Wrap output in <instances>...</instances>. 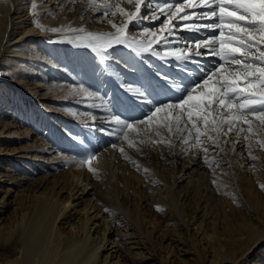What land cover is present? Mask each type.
<instances>
[{"label": "bare ground", "instance_id": "6f19581e", "mask_svg": "<svg viewBox=\"0 0 264 264\" xmlns=\"http://www.w3.org/2000/svg\"><path fill=\"white\" fill-rule=\"evenodd\" d=\"M84 1L87 5L88 1ZM32 2L33 0H0V62H3L0 63V69L7 61L15 67L25 68L28 71L25 76L20 75V81L22 78H33L26 79L23 86H12L7 83L10 87L9 91L6 88L3 90L0 85V98L3 101L6 100L4 93L6 91V94L9 92L17 103H25L26 111L32 118L29 122L30 128L36 111L34 109L37 108V120L39 123L43 122L47 128L46 133L34 127L31 129L25 127L24 130L18 119L19 114L11 117L0 112V159L2 162L10 163L9 168L0 165V243L4 244L0 249V255L5 256H2L4 259L0 264H35L34 257L40 253L41 256L43 255L40 258H47L46 260L39 258L43 264H140L139 259H150L151 256L146 258L136 253V249L139 247L138 242L136 244L131 234L129 235L130 230L133 231L135 227L131 223L123 225L124 222L119 221L121 225L119 227L126 228L123 231H117L116 219L118 218L115 214L109 218L107 217L108 212H105V209H108L109 212L116 213L114 208L119 205L110 188L116 177L115 170L121 171L124 178L131 175L133 173L131 170L135 168L132 161L142 168L149 169L153 177H158L156 173L157 167L160 165L172 163L173 166H177L171 173L170 182L161 184L164 192H157L159 193L157 199L159 207L164 208L163 206H165L169 209L171 213L169 220L172 225L158 223L157 214L155 216L153 212L146 213V215L144 212L141 217L138 216L139 213L137 215L136 221H140L138 223L141 226L138 223L137 225L134 223V226L142 228V233L146 235L147 241L150 238L154 243V238L157 235L159 237L160 232L162 237L165 236L170 240V237L167 236L169 234L173 236V233H170L173 229L171 230L170 227L176 230V227L181 225L192 231L193 227L198 226L194 231L202 235L199 242L209 245L211 250L216 253L215 259H217L215 262L213 259L207 258L204 256L206 253L198 249L197 257L201 264H204L206 260V264H239L242 261L239 257L248 254L250 249L256 250V247L261 243L264 247V229L261 230L259 227L245 223L243 214L236 207H234L235 210L231 216L225 217L223 224L226 226L222 231H218L215 221L213 222L214 218H212L214 214L205 203V200L212 196V193H208L212 185L209 188L210 184L205 182L213 180L216 176L222 177L224 173L221 174V171L230 170L229 176L221 179H224L227 184L232 183L234 191L240 195L237 197L236 206H240L241 200H243L245 206L250 209L252 218L264 225V206L254 201L252 190L258 188L259 182L263 183L261 176L264 170V151L254 152L263 158L262 163L256 168L249 169L247 167L248 170L245 173L240 167L241 165L238 166V160L236 161L232 157L229 159L231 168L222 165L217 170L215 177L212 175L213 173L211 174L212 171L202 163L199 156L182 155L179 149L174 150L175 154L168 150H166L168 153L160 154V150L142 146V151L146 149L149 152L143 155L142 151L137 152L135 148H128L125 144L123 146L130 159H125L122 154L111 147L101 152V148L105 147L107 142L110 143L115 139L110 137L106 131H101L102 128L110 127L107 122V114L103 111L104 101L69 94L73 86L79 85L71 72L64 70L51 58L49 42H53L57 46L62 45L72 51L77 48L62 42L63 34L45 31L44 27L41 29L36 26L31 8ZM49 22L48 26L50 27L69 24H64V19L60 22ZM147 23L148 26L158 24V22ZM93 28L90 31L101 32ZM19 48H24L27 52L19 54L15 51ZM118 53L121 55V51L118 50ZM23 63L26 65L22 66ZM123 67L124 64L121 65L118 60L115 61V65L113 64L112 71H117L119 74L117 77L97 72L94 79L99 87L98 92L95 93L104 96L107 101L113 100L115 96H122L119 82L135 79V76ZM120 68L126 70L122 72ZM165 70L170 71L171 66ZM40 71L41 74H39ZM87 81H89L88 76L82 80L85 85L88 84ZM34 86L43 89L41 96H45V99L55 106L50 108V105L45 101L39 102L41 97L39 99L40 94L35 92ZM86 109L96 117L95 121L84 115L89 113ZM113 110H116L115 107ZM40 114L41 118L38 119ZM137 115L139 114L137 113ZM67 118L68 120H66ZM59 121H69L71 127L66 124L65 128L69 127L70 131H75L76 126L77 129L78 127L81 129V137H79L81 139L76 142L81 144L80 142L83 141L80 149L85 153H96L97 159L92 161V165L97 170L95 175L84 173L81 169L75 172L72 168H65L68 161L66 160L67 154H63V151L65 152L64 146L67 142L64 140L65 135L63 136V133L59 131L62 130L60 127L64 126L63 124L59 125ZM65 128L63 130H66ZM40 131H43L42 138H38ZM134 139L138 140L139 138L134 137ZM11 143L18 144L20 147L8 150L7 147ZM60 148H63L61 149L62 153H59ZM230 153L229 151L231 157ZM12 158H16V160ZM37 173H41L38 179H43L42 192L35 191L32 184L26 182L31 175ZM187 174H189L188 177ZM241 175L248 179L249 184L246 188L240 186L243 184L240 180ZM4 177L7 178V181L2 180ZM156 177V182L159 185L160 180ZM193 178L198 179L200 188L203 187L201 190L195 186V189L189 191L190 199L196 198L194 201L198 202L195 207L196 211L198 210L197 218L193 217L192 203L186 201L188 197L184 201L185 195L181 197V194L176 191L187 179H190L189 182H191ZM4 181L7 183L11 181V183L7 184ZM128 183L126 180L125 189L128 187ZM205 184L208 185L206 189H210L207 190L208 192L204 191ZM12 186L15 188L13 193L17 191L13 195L11 193ZM23 186L27 187L20 190ZM17 187H19V191ZM140 193L141 197L138 194L140 198L145 197L141 189ZM147 216L150 217L147 219ZM197 245L194 242L192 246L196 247ZM48 257H51L52 260L49 261ZM231 257L232 261H230ZM39 261L37 259V264L41 263ZM253 264H264V257H255Z\"/></svg>", "mask_w": 264, "mask_h": 264}, {"label": "snow or ice", "instance_id": "6c2138e0", "mask_svg": "<svg viewBox=\"0 0 264 264\" xmlns=\"http://www.w3.org/2000/svg\"><path fill=\"white\" fill-rule=\"evenodd\" d=\"M37 7L32 3L33 13ZM87 8L99 13L93 22L114 31L44 30L63 34L62 42L98 61L101 73L110 77L119 75L112 71L118 48L139 58L124 62L135 79L119 82L122 96L107 101L82 84L70 90V95L104 101L110 127L101 131L115 138L109 147L125 159H130L125 144L137 152L142 146L172 154L179 149L199 156L214 177L222 165L231 168L225 159L229 151L235 155L242 149L241 162L260 159L254 152L264 151V0H88ZM146 21L158 24L143 26ZM35 23L43 29L39 20ZM96 159L89 153L80 164L95 175ZM212 183L219 191L216 178ZM259 186L264 189V183Z\"/></svg>", "mask_w": 264, "mask_h": 264}, {"label": "rangeland", "instance_id": "374dc122", "mask_svg": "<svg viewBox=\"0 0 264 264\" xmlns=\"http://www.w3.org/2000/svg\"><path fill=\"white\" fill-rule=\"evenodd\" d=\"M83 1L84 0H70V2H69V0H33L32 3H36L38 5V7H37L38 9L35 10V12L37 14L34 13L35 20L36 21L39 20L40 24L43 25L44 29L52 28V26L51 27L48 26L50 23L49 21L60 22L62 19H64V24H66V23H69V24L68 25H62V26L57 25L56 27H68V26L76 27V28L83 27V28L90 31L95 26L93 29H98L101 32L114 31L113 29H111L110 25H107L104 23H99V22H93V19L95 17H98L99 13H96L93 10H89L87 8V5H85L86 1H84V2ZM40 10L43 13L42 17H41ZM38 12H39V14H38ZM80 17H82V18H80ZM45 21H46V23H45ZM144 25L148 26L147 21L144 23ZM53 27H55V26H53ZM130 31L132 32V35H137L139 30L134 29L132 26H130ZM49 43H50V51L52 52L51 58L53 60H55L56 63H58L59 66L62 67L64 70L71 72L74 79L76 78V80H77V85L82 84V85H84V87L89 88L93 92H98L99 86H98L96 80L94 79V77L96 76L97 72H101L99 62L93 61L91 57L86 56L84 54V52L80 49H74V51H72L71 49H68L67 47H64V46L62 47V45L57 46L53 42H49ZM118 50L121 51V55H119ZM118 50L115 52V56H116L115 61L118 60L121 63V65L124 64L125 61H127L128 64H132L136 60L139 59V58L134 57V54H132L130 52V50H128L126 48H118ZM15 51L18 52L19 54H23V53L27 52L24 48H19L18 50H15ZM115 61L113 62L114 65H115ZM0 63H3V62H0ZM4 64H5L4 67L2 69H0V85H2L3 90H5V88H6V90L9 91L8 89L10 87L7 85V83L12 84V86L13 85L23 86L25 84L26 79H33V78H24V79L22 78L20 81V78H19L20 75L23 74L22 76H25L26 75L25 73H28V71H26L25 68L15 67V66L9 64L7 61L4 62ZM24 65H26V63L22 64V66H24ZM137 67H140V65L137 64ZM123 68H125V67H123ZM126 69H128V68H126ZM126 69H121V70L123 72ZM127 71H129V73H131V71L129 69ZM39 74H41V71ZM86 76H88V79H89V81H87V83H88L87 85H85L82 82L83 78ZM35 89H36L35 92L37 91V94H40L39 99L41 97V100H39V102L45 101L46 104L50 105V108L55 106V105H53L52 102L50 103L49 101H47V99H45V96H41V93H43V91H44L43 89L36 88V87H35ZM4 93L6 95V100L3 101L0 98V112H4L5 114H7V116H11V117H14L15 115L19 114L18 119L21 122V125L23 126L24 130H25V127L29 128V129L34 127V128H39V130H43L44 133L47 132V128H45V126L43 125V122L39 123V120H37V114H38L37 108L34 109V111L35 110L36 111H35V115H34L33 121L31 123V128H30L29 122L32 118H30V115H28V112L26 111L25 103H22V104L17 103L16 99L12 95H10L9 92H7V94H6V91H4ZM34 101L37 102L35 99H34ZM32 107H33V104H32ZM84 108H86V107H84ZM86 110H87V112L91 113L90 110H88V109H86ZM38 116H39L38 119L41 118V114ZM64 118H66V117H64ZM57 120H59V118H57ZM66 120H68V118ZM60 122L61 121L58 122L59 125L63 124L64 126L60 127V128H62V130L60 129L59 131H61V133H63V136L65 135L64 140L67 142V143H65V146H64L65 152L63 151V154L64 153L67 154L66 160L68 161L65 168H67V169L72 168L75 172H77L79 169H81L84 173H87V174L91 173L92 174V172H90L88 170L87 165L82 166L80 164V159L83 156L88 154L87 152L85 153L84 151H82L80 149L81 144L76 142V141L81 139V138L79 139V137H81V132H82L81 129H79V127L77 129V126H76L75 131L74 130L70 131L69 127H71V125H70L69 121H65V122L62 121L61 123ZM66 124L69 127L65 128ZM94 126L96 127V125H94ZM64 128L66 130H63ZM102 129H104V128H102ZM43 131H40L38 133V138L43 137ZM72 137H75L76 139H73ZM109 144L110 143L107 142V145L105 147L101 148V152L105 151L106 149H109ZM16 147H20V145L11 143L7 147V149L9 150V148L12 149V148H16ZM61 149H63V148H60L59 153H62ZM166 150L167 149H161L159 153L160 154L161 153L166 154V153H168V152H166ZM240 150L243 151L242 149H238V152H237L238 157H239V151ZM147 153H149V152L146 149H144V151L141 152V154H143V155H146ZM230 154H231V157H230V155H228L229 158L227 156V157H225V159L229 161V159L233 157V158H235L236 161L238 160V166L241 165L240 167L243 169V171L245 173L248 170V168L251 169V167L249 166L251 163H255L256 166H258L263 161V158L260 155H257L260 157V159L258 161H250V163H249L248 160L247 161L245 160L242 163L240 158H238L236 154L235 155L234 154L232 155V153H230ZM254 154L256 155V153H254ZM12 159L16 160V158H12ZM1 164L5 168H9V165H10V163H7V161L2 162V159H0V165ZM172 166H173V164L171 163V164H167V165L163 164V165H160L157 167V173L156 174L158 177H156L155 175L154 176L161 181V182L159 181V185L157 184L155 177H153V175H151L149 171H148V173H145L143 171L144 168H142V167H140V170H137L136 167L133 168L131 170L133 173L131 175L125 176V178H124V176L121 175L122 174L121 171L115 170V174H116L115 176L116 177L114 176L115 177L114 182L111 183L110 188H111V193H112L113 197L116 198V200L119 202L118 203L119 205L116 206V208H114V211H116V213L113 211L108 212L107 217L110 218V217L114 216V214H115V216L118 218V219H116L117 231H121V230L123 231V229L126 228V227H123V228L119 227V226H121L119 221L124 222L123 225H126V224L129 225V223H131L132 226L135 227L133 229V231L130 230L129 235L131 234V237L133 238V241L136 242V244L138 242L137 245H139V247L137 248L138 250L136 249V253L141 257L145 256L146 258L147 257L150 258V256H151V258L147 259V260L146 259H139L138 261L140 262V264H201L199 262L200 259L197 257L198 249L202 250L203 252L206 253V254H204V256H206L209 259H213L215 261V260H217V259H215L216 253H214L211 250L209 245H204V244H202L203 242H199V239H200V237H202V235L200 233H196V231H194V230H196V228L198 226L193 227L192 231L186 227L181 226V225L180 226L177 225L178 227H176V230H174L173 227H170L171 230L173 229V231H170V229H169L170 233H173V236H172V234L167 235L168 237H170V240L166 239L165 236L162 237L161 232H160L159 237L157 235V237L154 238V243L151 242L150 238H148V241L145 239L146 235L144 233H142V231H143L142 228H140L138 226H134V223L137 225V223L140 222V221H138V222L136 221L138 213H139L138 216L141 217V216H143L144 212H145L144 215H146V213L151 214V212L155 213V216L157 214L156 217L158 219V223L160 222L162 225L163 224H166L168 226L172 225V222L169 220L171 213L169 212V209L167 207L163 206L164 207L163 209H165L164 212L163 211H157V207L159 206L158 200H157L159 193H157V192L158 191L164 192L163 186H161V184L162 183L167 184L170 182L171 173H172V171H174L175 168H177V166H173V167ZM31 167L35 168L34 166H31ZM92 167L96 170L95 166L92 165ZM222 173H224L222 175V177L215 175L216 176L215 178L217 179V184L219 185V189H220L219 191L217 190V185H214L212 183V179L208 180L209 182L208 181L205 182L208 185L210 184L209 188L212 185L211 186L212 191L209 188L206 189L208 186L207 184L204 185V191L210 190L211 192L210 191L209 192L207 191V192L210 194L212 193V196H210L209 199L205 200V203L207 204V207L210 208L214 214V217H212V218H214L213 222L215 221V225H216V227H218L217 229H219L218 231H222L224 226H226L225 224H223L225 222V217L231 216V214L235 210L234 207H236L237 210H239L243 214V220L245 223H247V224L249 223L255 227H259L261 230L264 229V225L259 224L258 222H256L255 219L252 218V216L250 215V209L245 206V202L243 200H241L240 206H236V203H238L237 197H239L240 195L236 191H234V186L232 185V183L227 184L224 179H221V178H224L226 176H229L230 170L229 171L226 170V172L221 171V174ZM262 173L263 174H262L261 178L263 179V183H264V170L262 171ZM39 174H41V173L31 175L26 182L32 184V187L34 188L35 191L42 192V188H41L42 184L41 183H42L43 179H41V178H40V180L38 179L40 177ZM211 174H212V172H211ZM188 176H189V174H187V177ZM139 178H141V180H139ZM173 178H174V176H173ZM243 178H244V176H242L240 178V180L242 181L241 183H243V184L246 183V184L244 186H243V184H241L240 186H242L243 188L244 187L246 188L247 185L249 184L247 181L248 179H245V178L243 179ZM6 179L7 178H5V177L2 178V180H6ZM193 179L195 180V182ZM193 179H192L193 183H192V181L189 182L190 179H187L184 183H182L180 185L179 189H176V191L181 194V197H183L185 195V198H183L184 201H185L186 197H188V199L186 201L192 203L193 217L197 218L198 210L196 211L195 207H196L198 202L194 201V199H196V198L190 199V197H189L190 192L189 191H191L192 189H195V188H200L199 187L200 184L198 185V183H199L198 179H195V178H193ZM255 179H257V178H255ZM126 180H128L129 183H128V187L125 189V186L127 185ZM6 181H4V182L7 183ZM10 183H11V181L7 184H10ZM188 183H189V185H188ZM260 184H262V182H259V184H257V185H260ZM186 185H188V186H186ZM191 185H193V186L191 188H189ZM3 187H4V185H3ZM26 187L27 186H23L20 188V190L25 189ZM10 188H11V186H10ZM202 188H200V189L202 190ZM14 189L15 188L12 186V191H11L12 195L17 192L16 191L13 193V191H15ZM140 189H141L142 193H144L145 197H143V198H140L141 197ZM17 190L19 191V187H17ZM252 190L254 193V201L257 202L258 204H263V206H264V189H261L260 186H258V188H255ZM3 191H4V189H3ZM138 194H140V197ZM18 195H20V193H18ZM126 205H127V207H126ZM121 207L124 208V210H122ZM125 212H127V213H125ZM129 212H130V214H129ZM161 212H163V213H161ZM158 214L159 215L162 214L161 215L162 218L159 217ZM213 214H212V216H213ZM108 215H110V216H108ZM149 217L150 216H147V219ZM217 217H218V219H217ZM222 218H224V219H222ZM159 219L162 221H160ZM219 219H220V221H219ZM139 224L140 223H138V225ZM139 226H141V224ZM152 236H154V234H152ZM149 242H151V243L148 244ZM194 242H195V244H198L196 247L192 246ZM211 242L213 243V239L211 240ZM3 245L4 244L1 242L0 243V249H2ZM259 246L256 247V250L252 251L250 249L251 251L249 250L248 254L240 256L239 259H242V261H243V262L241 261L240 263L241 264H253V260L255 259V257H264V247H262V243ZM40 254H37L38 258H36L37 256L34 257V259H36L35 264H37V259H38V261L40 259L41 260L47 259V258L44 259V257L40 258L43 256V255L41 256ZM2 256H4V255H0V262L5 257V256L4 257H2ZM232 259L233 258L231 257L230 261H232ZM41 260L39 262L42 263ZM48 260L51 261L52 260L51 257L50 258L48 257ZM206 262H207V260H206ZM206 262L204 264H206ZM41 263H39V264H41ZM227 263H228V261H227Z\"/></svg>", "mask_w": 264, "mask_h": 264}]
</instances>
